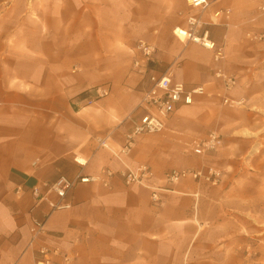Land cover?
Here are the masks:
<instances>
[{
  "label": "crops",
  "instance_id": "0c3cea01",
  "mask_svg": "<svg viewBox=\"0 0 264 264\" xmlns=\"http://www.w3.org/2000/svg\"><path fill=\"white\" fill-rule=\"evenodd\" d=\"M206 1L201 9L187 0H0V264H35L39 245L68 252L70 264H264L262 0ZM190 15L221 50L219 60L173 34ZM139 40L156 48L144 73L133 65ZM217 69L234 77L232 89H222ZM164 71L240 104L196 96L161 131L137 137L123 162L147 164L155 183L171 169L213 166L223 171L220 183L183 179L153 203L150 189L117 176L107 186L77 182L63 199L71 207L51 213L46 234L28 247L32 219L49 212L32 187L44 193L61 175L123 170L94 137L122 144L144 113L149 76ZM97 86L107 94L87 104ZM210 131L221 146L194 154L192 141Z\"/></svg>",
  "mask_w": 264,
  "mask_h": 264
},
{
  "label": "built area",
  "instance_id": "2783aa9c",
  "mask_svg": "<svg viewBox=\"0 0 264 264\" xmlns=\"http://www.w3.org/2000/svg\"><path fill=\"white\" fill-rule=\"evenodd\" d=\"M191 7L205 8L206 0H187ZM258 10L264 12V0L258 6ZM219 12L214 15L218 16ZM222 15H228L225 11ZM187 27L173 29V34L182 41H191L202 47L214 51V60H219L222 57V52L215 47V43L208 38L207 31L199 32L200 20L195 15L187 17ZM180 33H183V39L180 38ZM135 49L139 52L140 58L133 63L134 68L138 73H144L146 64L155 53L156 48L151 43L139 40L135 45ZM214 75L222 81V89L228 91L235 85V79L217 69ZM151 85L146 89L141 96L139 107L144 110L131 129L125 134L124 141L119 146L109 144V135L95 136L94 141L98 147L107 149L115 158L124 165L121 171H113L111 169H103L99 175H76L73 179H68L64 175L59 176L51 184H44L45 192L41 193L39 186H34L31 189V195L36 203L45 201L49 208V212L42 220L32 219L29 227V239L27 246L34 247L37 241L46 234L45 222L47 217L59 210H66L71 207L69 202H64L66 192L77 182H100L107 186L113 177H119L126 185L137 184L150 189L151 200L153 203L160 202L159 193L169 191V185L178 183L183 179H192L196 182H205L210 185H218L223 177V171L213 166H203L199 169H171L167 171L162 179V183L152 181L153 173L147 164H140L137 167H130L123 162L133 148L135 139L141 135L153 134L161 131L165 127V120L175 111L178 105H190L195 101L196 96H206L213 98L220 104L226 105L229 108H234L240 104V101L230 99L226 94L216 91L209 92L203 85L193 88H186L183 83L173 82L170 73L164 71L161 74H151L149 76ZM107 90L104 87L97 86L89 90L90 97L87 99V104L93 103L95 100L105 96ZM221 146V136L216 131H210L204 138H195L191 144V151L199 156H204L207 152L215 151ZM75 162L81 167L85 165V161L77 157ZM32 164H35L34 162ZM22 188L18 186L15 190L19 194ZM53 192L56 195L55 200L48 199L46 195ZM72 256L68 252L60 250L58 247H48L39 245L36 247L34 263L35 264H70Z\"/></svg>",
  "mask_w": 264,
  "mask_h": 264
},
{
  "label": "bare ground",
  "instance_id": "6f19581e",
  "mask_svg": "<svg viewBox=\"0 0 264 264\" xmlns=\"http://www.w3.org/2000/svg\"><path fill=\"white\" fill-rule=\"evenodd\" d=\"M178 30H182V29L179 28ZM183 37H184V36H183V33H180V38L184 40Z\"/></svg>",
  "mask_w": 264,
  "mask_h": 264
},
{
  "label": "rangeland",
  "instance_id": "374dc122",
  "mask_svg": "<svg viewBox=\"0 0 264 264\" xmlns=\"http://www.w3.org/2000/svg\"><path fill=\"white\" fill-rule=\"evenodd\" d=\"M221 105H223V104H221ZM224 106H226V105H224ZM226 107H228V106H226Z\"/></svg>",
  "mask_w": 264,
  "mask_h": 264
}]
</instances>
